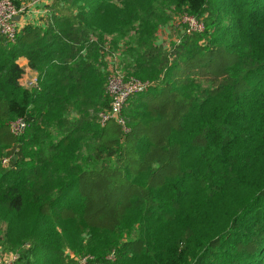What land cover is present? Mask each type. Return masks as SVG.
Segmentation results:
<instances>
[{"label": "trees", "instance_id": "1", "mask_svg": "<svg viewBox=\"0 0 264 264\" xmlns=\"http://www.w3.org/2000/svg\"><path fill=\"white\" fill-rule=\"evenodd\" d=\"M44 6L0 34V219L19 263L264 264V0ZM106 50L150 80L124 123L101 118Z\"/></svg>", "mask_w": 264, "mask_h": 264}, {"label": "built area", "instance_id": "2", "mask_svg": "<svg viewBox=\"0 0 264 264\" xmlns=\"http://www.w3.org/2000/svg\"><path fill=\"white\" fill-rule=\"evenodd\" d=\"M21 15V7L16 6L14 0H0V34L9 40H13L20 28L19 20L15 19V16ZM185 25V30L201 31L205 28L204 21L195 15L185 14L182 18ZM36 76L28 81L27 85L34 84L36 82ZM148 84L135 77H127L117 70L113 71L107 80L106 88L111 95V107L109 111L101 113V118L104 120L107 116L111 115L115 117L120 123H124L122 117V109L133 93L142 90ZM26 121L22 116H18L9 121V129L15 134H20L26 128ZM4 264H20L19 253H9Z\"/></svg>", "mask_w": 264, "mask_h": 264}, {"label": "rangeland", "instance_id": "3", "mask_svg": "<svg viewBox=\"0 0 264 264\" xmlns=\"http://www.w3.org/2000/svg\"><path fill=\"white\" fill-rule=\"evenodd\" d=\"M16 6L18 4L19 7H21V14H28L30 21H37L39 20L40 22V17L41 15L38 14V11H40V9L43 8L44 3H46V0H14ZM28 19V20H29ZM200 19H202L204 21V17H201ZM172 28L169 27V25L167 24H163L162 26L159 27L158 31H157V35H156V40L158 42H162L164 43L165 46H168L170 44V42L173 39H177V34H176V30L177 27L180 28L181 25L179 23L174 22L171 26ZM111 39V37H110ZM105 60L108 63V69L103 68L104 71H107V76H109L113 71L117 70L119 73L124 74L127 77H135L143 82H146L147 84L150 83V80L145 79L142 80L140 77L133 75L131 72H129L127 69H125L124 65L121 63V58L120 56H117V58L113 59L109 56V54L107 53L106 50V57ZM35 72L32 75H26L24 80L22 79V84L23 85H27L28 81L31 80L34 76H35ZM106 76V79L104 80V85L105 83L107 84V80L108 77ZM72 112L69 111L68 114H70ZM100 112V111H98ZM99 116L96 115V118ZM15 156H13L12 158H14ZM8 162V158L3 159V163L6 165ZM241 192L236 193L237 195H240ZM4 230H5V224L3 222V220L0 219V264H4V260L6 258V256L11 253L14 252L16 249L10 248L8 246L5 245V238H4ZM6 246V247H5ZM70 255H72V251L67 249L66 250ZM84 257L81 256L80 260L83 261Z\"/></svg>", "mask_w": 264, "mask_h": 264}, {"label": "crops", "instance_id": "4", "mask_svg": "<svg viewBox=\"0 0 264 264\" xmlns=\"http://www.w3.org/2000/svg\"><path fill=\"white\" fill-rule=\"evenodd\" d=\"M49 0H46V2H48ZM45 10H46V8H45V6L43 5V8L42 9H40V11H38V14L39 15H43L44 13H45ZM29 19V16H28V14H21L20 15V18H19V24L20 25H22V24H24L25 22H33V21H30V19ZM39 22V20H37V21H34V23H38ZM18 61L20 62V64L21 65H23V66H25L26 67V72H25V74H24V78H25V76L28 74V75H32L33 73H34V70H32V69H30V68H28L27 67V59H26V57H24V56H20L19 58H18ZM22 77V79L24 80V78ZM22 79H21V82H22Z\"/></svg>", "mask_w": 264, "mask_h": 264}, {"label": "water", "instance_id": "5", "mask_svg": "<svg viewBox=\"0 0 264 264\" xmlns=\"http://www.w3.org/2000/svg\"><path fill=\"white\" fill-rule=\"evenodd\" d=\"M15 19H16V20H19V16H15Z\"/></svg>", "mask_w": 264, "mask_h": 264}]
</instances>
